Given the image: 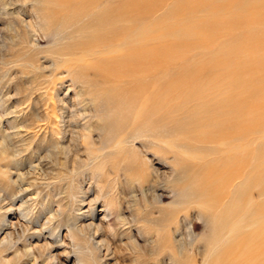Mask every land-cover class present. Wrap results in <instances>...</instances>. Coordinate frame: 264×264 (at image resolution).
Masks as SVG:
<instances>
[{
	"label": "rangeland",
	"instance_id": "374dc122",
	"mask_svg": "<svg viewBox=\"0 0 264 264\" xmlns=\"http://www.w3.org/2000/svg\"><path fill=\"white\" fill-rule=\"evenodd\" d=\"M0 1L4 6L0 5V14L4 13L0 18L7 14L9 19L0 20V45H3L0 46V100H5L0 103V107L3 106L0 108V129L2 133L13 132L11 116H17L25 124L32 121L31 133H27L29 139L32 136L30 145L27 144L25 151L18 156L22 164L20 173L25 174L20 189L11 183L12 179L15 180V171L8 172L4 167L11 150L7 151L6 157L0 156V177L3 176L6 180L5 182L2 177L0 179L4 182L0 183V188L4 186L0 189L4 190L3 194L0 191V217L4 220L3 223L0 222V240L10 232L19 236H16L13 245L5 251L4 248L0 249V258L5 260L0 259V264H8L9 259L13 260L15 249L20 247L18 250L23 251L29 246L32 249L44 241L52 245L50 257L57 264H264V99L259 98H264V0H163V4L162 0H81V3L80 0ZM43 1L45 4H42ZM178 8L179 10H175ZM169 10L172 12L169 13ZM203 13L206 15L203 16ZM20 17L27 20L26 23L40 21L42 28H35L37 34L28 33L26 26H22L18 19ZM167 18H170L174 26ZM164 42L167 44L165 47L162 46ZM49 58L53 60L51 65ZM180 66L184 67L179 68ZM202 68L204 70L201 71ZM184 70L189 71L185 74ZM195 75V79L188 77ZM199 79L201 80L198 81ZM29 85L33 87L29 88ZM172 87L176 89L173 90ZM19 88H22V94L18 92ZM93 90L95 93H92ZM160 95L168 97L163 98ZM240 97L241 99H237ZM86 104L88 106L82 108ZM63 105L69 114L61 113ZM220 110L223 112L220 113ZM73 113L76 114L74 115L78 124L82 126L74 128L73 132L76 130L80 136L88 135L86 143L79 140L74 144V140L70 138L72 133L64 132L63 121H68ZM37 115L40 116L36 118ZM50 119L49 126L45 128L46 121ZM37 124H40V128ZM144 127L148 131L132 140L135 137L133 135L140 133ZM43 133L45 136H42ZM56 144L59 147L70 145V148L76 149L77 157L81 159L75 158L76 154L67 156L57 150ZM30 165H38L41 169L38 167L34 173L29 170ZM97 168L103 169L97 171ZM155 168L160 172L156 169L158 179L153 173ZM6 183L9 187H6ZM25 201L32 210L28 216L20 209ZM89 204L94 212L91 218L85 214L89 210ZM51 212H57L58 215L48 226L47 218ZM69 216L76 218L77 226L92 222L94 226L102 227L98 231L95 227L92 230L96 243L102 241L109 246V252L102 248L99 262L95 261L96 258L88 249L89 244L84 237L69 232L64 225ZM35 218L40 219L37 221ZM57 223L58 227L54 232ZM23 229L27 230L25 239L21 238ZM178 239L184 243L181 253L177 250ZM21 260L25 264L33 262L32 257L24 256ZM21 260H17L16 264ZM45 261L44 257H39L36 263L44 264Z\"/></svg>",
	"mask_w": 264,
	"mask_h": 264
},
{
	"label": "bare ground",
	"instance_id": "6f19581e",
	"mask_svg": "<svg viewBox=\"0 0 264 264\" xmlns=\"http://www.w3.org/2000/svg\"><path fill=\"white\" fill-rule=\"evenodd\" d=\"M25 1V0H24ZM41 1V0H40ZM50 1V0H49ZM53 1V0H52ZM56 1V0H55ZM58 1V0H57ZM78 1V0H77ZM97 1V0H96ZM95 1V3H97ZM140 1H142V0H140ZM158 1V0H157ZM163 1V0H162ZM165 2L167 1V0H164ZM164 1L163 2H161L162 4L164 3ZM178 1V0H177ZM180 1V0H179ZM188 1H190V0H188ZM225 1V0H224ZM28 2V1H27ZM30 2V1H29ZM28 2V3H29ZM63 2H65V1H63ZM93 2V1H92ZM159 2V1H158ZM192 2V1H191ZM219 2V1H218ZM44 3V1L42 2V4ZM51 3V2H50ZM79 3H81V0H80V2ZM149 3V2H148ZM161 3H156V4H160L161 5ZM176 3V2H175ZM185 3V2H184ZM188 3V2H187ZM222 3V2H221ZM260 3H261V1H260ZM2 3H1V1H0V5H1ZM30 4V3H29ZM38 4V3H37ZM45 4V3H44ZM88 4V3H87ZM150 4H151V2H150ZM154 4V3H153ZM174 4V3H173ZM263 4V3H262ZM14 5V4H13ZM25 5V4H24ZM28 5V4H27ZM54 5V4H53ZM90 5V4H89ZM94 5V4H93ZM1 6H3V5H1ZM30 6V5H29ZM34 6V5H33ZM33 6H31L32 7V11L33 12H35L34 11V8H33ZM92 6V5H91ZM90 6V7H91ZM144 6V5H143ZM156 6V5H155ZM158 6V5H157ZM156 6V7H157ZM4 7V6H3ZM21 7H23V6H21ZM25 7V6H24ZM151 7V6H150ZM154 7V6H153ZM171 7L173 8V6H172V3H171ZM197 7H199V5L197 6ZM204 7V6H203ZM262 7V6H261ZM260 7V8H261ZM12 8V7H11ZM158 8V7H157ZM160 9H161V7H159ZM164 8H165V6H164ZM180 8V7H179ZM179 8L178 9H175V10H179ZM206 8V7H205ZM255 8H257L256 6H255ZM259 8V7H258ZM1 9V8H0ZM4 9V8H3ZM21 9V8H20ZM148 9H150L149 7H148ZM168 9H171V8H168ZM167 9V10H168ZM197 9V8H196ZM202 9H204V8H202ZM6 10V9H5ZM4 10V11H5ZM23 10L24 11H26L25 10V8H23ZM36 10V9H35ZM44 10V9H43ZM117 10V9H116ZM116 10H115V12H116ZM152 10H153V8H152ZM162 10V9H161ZM166 10V9H165ZM211 10V9H210ZM212 10H215V9H212ZM219 10V9H218ZM263 10V9H262ZM11 11V10H10ZM37 11H40V10H37ZM147 12H148V10H146ZM154 11L156 12V10L154 9ZM158 11V10H157ZM170 11L171 10H169L168 12L170 13ZM201 11V10H200ZM199 11V12H200ZM92 12V11H91ZM103 13V11H99V13ZM167 12V11H166ZM172 12V11H171ZM193 12V11H192ZM243 12V11H242ZM6 13V12H5ZM8 13H11V12H8ZM77 13V12H76ZM154 13V12H153ZM153 13H152V15H153ZM194 13H195V11H194ZM207 13V12H206ZM206 13H203V16H204V14L206 15ZM218 13V12H217ZM220 13V12H219ZM225 13V12H224ZM235 13V12H234ZM4 13L2 12V15H3ZM12 14H14V13H12ZM18 14V13H17ZM37 14H39V13H37ZM75 14V13H74ZM179 14V13H178ZM188 14H190L189 12H188ZM193 14V13H192ZM197 15H198V13H196ZM195 14V15H196ZM248 14V13H247ZM247 14H245L244 13V15H247ZM1 15V14H0ZM1 15V16H2ZM29 15V14H28ZM40 15V14H39ZM144 15H145V13H144ZM146 15H148V14H146ZM164 15H166V14H164ZM172 15H173V13H172ZM185 15V14H184ZM184 15H183V17H184ZM200 15H202V14H200ZM214 15H215V13H214ZM228 15V14H227ZM231 15V14H230ZM238 15V14H237ZM0 16V17H1ZM6 17H4V18H6V19H8L7 18V14L5 15ZM13 16V15H12ZM24 16V15H23ZM77 16H78V14H77ZM151 15H149V17H150ZM233 16V15H232ZM17 17H19L18 15H17ZM17 17H16V19H17ZM41 17V16H40ZM100 17V16H99ZM135 17H136V13H135ZM138 17V16H137ZM146 17V16H145ZM148 17V18H149ZM167 17V16H166ZM182 17V16H181ZM196 17V16H195ZM215 17V16H214ZM4 18H0V20H3ZM23 18V17H22ZM22 18L20 17V18H18V19H20V21H21V23H22V26L23 25H25L26 26V30H27V32L28 33H34V32H36L37 30L35 29V28H40L41 27V25L39 24V23H41L40 21L38 22H35V23H26V21L27 20H22ZM72 18V17H71ZM74 18V17H73ZM72 18V19H73ZM134 18V17H133ZM157 18V17H156ZM155 18V19H156ZM173 18V17H172ZM186 18H188V17H186ZM203 18V17H202ZM211 18H213V17H211ZM236 18V17H235ZM238 18H240V17H238ZM260 18H261V15H260ZM6 19H4V20H6ZM15 19V20H16ZM37 19H39V18H37ZM36 19V20H37ZM105 19V18H104ZM103 19V20H104ZM112 19V18H111ZM136 19H138V18H136ZM135 19V20H136ZM140 19V18H139ZM159 19V18H158ZM168 19V18H167ZM170 19V18H169ZM168 19V21L169 22H171V20H169ZM191 19V18H190ZM193 19H195V18H193ZM205 19H207V18H205ZM3 20V21H4ZM9 20V19H8ZM14 20V21H15ZM112 20H115V19H112ZM117 20V19H116ZM131 20V19H130ZM146 20H147V18H146ZM162 20H165V19H162ZM174 20H176V21H179V19L177 20V19H174ZM181 20V19H180ZM183 20V19H182ZM192 20V19H191ZM24 21H25V24H24ZM30 21V20H29ZM132 21V20H131ZM149 21V20H148ZM154 21V20H153ZM152 21V22H153ZM156 21V20H155ZM165 21H167V20H165ZM175 21V22H176ZM184 21H185V19H184ZM197 21H198V19H197ZM204 21V20H203ZM2 22V21H1ZM119 22H123V21H119ZM174 22V23H175ZM182 21H180V23H181ZM200 22V21H199ZM198 22V23H199ZM205 22V21H204ZM207 22V21H206ZM205 22V23H206ZM11 23V22H10ZM20 23V24H21ZM96 23V22H95ZM111 23V22H110ZM156 23V22H155ZM164 23V22H163ZM187 23H191V22H187ZM201 23H202V20H201ZM7 24H9V23H7ZM42 24V23H41ZM81 24V23H80ZM83 24H84V22H83ZM82 24V25H83ZM94 24V23H93ZM128 24V23H127ZM135 24V23H134ZM140 24H141V22H140ZM160 24H161V22H160ZM171 24H172V22H171ZM179 24V23H178ZM6 25V24H5ZM15 25V24H14ZM78 25H79V23H78ZM81 25V26H82ZM162 25V24H161ZM173 25V24H172ZM186 25V24H185ZM192 25V24H191ZM18 26V25H17ZM96 26V25H95ZM99 26H101V25H98V27ZM129 26V25H128ZM163 26V25H162ZM174 26V25H173ZM176 26V25H175ZM180 25H178V27H179ZM205 26V25H204ZM134 27V26H133ZM154 27H155V25H154ZM153 27V28H154ZM160 26H158V28H159ZM167 27H169V26H167ZM178 27H177V29H178ZM182 27V26H181ZM4 28H5V26H4ZM22 28V27H21ZM42 28V27H41ZM85 28V27H84ZM145 28V27H144ZM157 28V27H156ZM157 28V29H158ZM171 28V27H170ZM189 28V27H188ZM203 28V27H202ZM119 29V28H118ZM129 29V28H128ZM152 29V28H151ZM157 29H155L156 31H157ZM164 29V28H163ZM172 29H174V28H172ZM200 29V28H199ZM204 29V28H203ZM75 30H77V29H75ZM81 30V29H80ZM160 30V29H159ZM169 30H171V29H169ZM174 30H176V29H174ZM184 30H185V28H184ZM191 30H193V29H191ZM190 30V31H191ZM259 30V29H258ZM260 30H262V29H260ZM259 30V31H260ZM5 31H6V28H5ZM41 31L43 32V29H41ZM40 31V32H41ZM84 31H86V30H84ZM89 31V30H88ZM125 31H127V30H125ZM166 31V30H165ZM167 31H168V29H167ZM166 31V32H167ZM172 31V30H171ZM189 31V30H188ZM187 31V32H188ZM195 31H198V30H195ZM130 32V31H129ZM263 32V31H262ZM92 33H95L94 31L92 32ZM124 33V32H123ZM122 33V34H123ZM163 33V32H162ZM161 33V34H162ZM193 33H194V31H193ZM196 33V32H195ZM5 35H6V33H4ZM36 34H37V32H36ZM72 34V33H71ZM107 34V33H106ZM152 34V33H151ZM153 34H154V32H153ZM167 34H168V32H167ZM186 34V33H185ZM188 34H189V32H188ZM202 34V33H201ZM76 35V34H75ZM126 35V34H125ZM165 35V34H164ZM190 35V34H189ZM2 36V35H1ZM22 36H24V34L22 35ZM29 36H33V35H30L29 34ZM153 36V35H152ZM163 36V35H162ZM188 36V35H187ZM262 36V35H261ZM5 37V36H4ZM151 37V36H150ZM210 37V36H209ZM21 38V37H20ZM102 38V37H101ZM165 38V37H164ZM167 38V37H166ZM189 38V37H188ZM5 39V38H4ZM76 39V38H75ZM74 39V40H75ZM83 39V38H82ZM250 39V38H249ZM29 40H30V37H29ZM108 40V39H107ZM114 40V39H113ZM122 40V39H121ZM169 40H171V39H168V41ZM178 40V39H177ZM186 40H187V37H186ZM220 40V39H219ZM120 41V40H119ZM0 42H2L1 40H0ZM4 42H5V40H4ZM25 42V41H24ZM23 42V43H24ZM31 42V41H30ZM34 42V41H33ZM32 42V43H33ZM31 43V44H32ZM149 43V42H148ZM150 43H152V42H150ZM190 43V42H189ZM4 44V43H3ZM30 44V45H31ZM143 44H145V43H143ZM143 44H140V45H143ZM166 43L164 42V44L162 45L163 47H165L164 45H165ZM213 44V43H212ZM211 44V45H212ZM224 44V43H223ZM23 45V44H22ZM21 45V46H22ZM26 45V43L24 44V46ZM34 45H35V43H34ZM37 45V44H36ZM139 45V46H140ZM153 45V44H152ZM167 45V44H166ZM210 45V46H211ZM1 46V45H0ZM3 46V45H2ZM1 46V47H2ZM135 46V45H134ZM161 46V47H162ZM224 46H226V45H224ZM161 47H160V49H161ZM182 47V46H181ZM120 48V47H119ZM129 48V47H128ZM139 48V47H138ZM198 48V47H197ZM210 48V47H209ZM227 48V47H226ZM225 48V49H226ZM247 48V47H246ZM35 49V48H34ZM125 49V48H124ZM123 49V50H124ZM136 49V48H135ZM139 49H141V48H139ZM143 49V48H142ZM145 49V48H144ZM158 49V48H157ZM212 49H213V47H212ZM131 50H133V49H131ZM215 50V49H214ZM1 51V50H0ZM21 51H24V49L23 50H21ZM137 51V50H136ZM136 51H134L135 53H136ZM147 50H145V52H146ZM189 51H191V50H189ZM199 51V50H198ZM34 52V51H33ZM32 52V53H33ZM133 52V51H132ZM140 52V51H139ZM148 52V51H147ZM154 52V51H153ZM187 52V51H186ZM32 53L31 54H29V55H32ZM130 53V52H129ZM193 53V52H192ZM54 54V53H53ZM91 54V53H90ZM125 54H127V53H125ZM133 54V53H132ZM137 54V53H136ZM143 54H144V52H143ZM198 54V53H197ZM28 55V56H29ZM117 55V54H116ZM119 55H120V53H119ZM127 55H129V54H127ZM145 55V54H144ZM177 55V54H176ZM189 55V54H188ZM199 55V54H198ZM34 56V55H33ZM57 56V55H56ZM110 56V55H109ZM108 56V57H109ZM134 56V55H133ZM141 56V55H140ZM148 56V55H147ZM153 56V55H152ZM156 56V55H155ZM193 56H195V55H193ZM74 58H76V56H73ZM72 57V58H73ZM78 57V56H77ZM98 57V56H97ZM102 57V56H101ZM106 57V56H105ZM128 57V56H127ZM131 57V56H130ZM158 57V56H157ZM46 58V57H45ZM116 58V57H115ZM148 58V57H147ZM183 58H186V57H183ZM26 59H28V58H26ZM26 59L24 60V61H26ZM32 59V58H31ZM79 59V58H78ZM86 59V58H85ZM122 59V58H121ZM130 59V58H129ZM141 59H142V57H141ZM253 59V58H252ZM45 60V59H44ZM46 60H48V59H46ZM188 60V59H187ZM257 60V59H256ZM255 60V61H256ZM259 60V59H258ZM257 60V61H258ZM262 60V59H261ZM264 60V59H263ZM23 61V62H24ZM30 61V60H29ZM49 61H51L50 60V58H49ZM48 61V62H49ZM53 61V60H52ZM52 61H51V63H49L50 65L52 64ZM78 61V60H77ZM116 61H117V59H116ZM119 61H122V60H119ZM124 61V60H123ZM143 61V60H142ZM179 61V60H178ZM189 61V60H188ZM194 61H195V59H194ZM125 62V61H124ZM128 62V61H127ZM146 62V61H145ZM192 62V61H191ZM190 62V63H191ZM197 62V61H196ZM116 63V62H115ZM135 63V62H134ZM133 63V64H134ZM138 63V62H137ZM136 63V64H137ZM178 63V62H177ZM182 63V62H181ZM207 63H210V62H207ZM213 63V62H212ZM22 64V63H21ZM42 64H44V63H42ZM55 64V63H54ZM53 64V65H54ZM118 64H119V62H118ZM123 64H125V63H123ZM122 64V65H123ZM189 64V63H188ZM193 64V63H192ZM202 64V63H201ZM201 64H199V66L201 65ZM204 64V63H203ZM45 65V64H44ZM116 65H117V63H116ZM120 65H121V62H120ZM165 65V64H164ZM184 65H186V64H184ZM191 65V64H190ZM212 65V64H211ZM47 66V65H46ZM98 66V65H97ZM119 66V65H118ZM187 66H189V65H187ZM186 66V67H187ZM197 66H198V64H197ZM196 66V67H197ZM43 67V66H42ZM42 67H40V68H42ZM56 67V66H55ZM122 67V66H121ZM182 67H184V66H182ZM181 66L179 67V68H182ZM191 67V66H190ZM36 68V67H35ZM50 68V67H49ZM66 68V67H65ZM112 68V67H111ZM116 68H118V67H116ZM164 68V67H163ZM200 68V67H199ZM212 68V66L210 67V69ZM12 69V68H11ZM186 69V68H185ZM197 69V68H196ZM48 70V69H47ZM55 70V69H54ZM100 70V69H99ZM114 70V69H113ZM116 70V69H115ZM120 70V69H119ZM160 70V69H159ZM176 70V69H175ZM174 70V71H175ZM198 70V69H197ZM202 70H204L203 68L201 69V71ZM242 70V69H241ZM244 70V69H243ZM256 70V69H255ZM30 71V70H29ZM32 71V70H31ZM81 71H83V70H81ZM95 71H96V69H95ZM101 71V70H100ZM99 71V72H100ZM112 71V70H111ZM171 71H173V70H171ZM185 71V70H184ZM189 71V70H188ZM188 71H185L184 73L186 74V72H188ZM200 71V70H199ZM262 71H264V70H262ZM44 72V71H43ZM118 72V71H117ZM204 72V71H203ZM36 73H38V70H37V72ZM36 73H33L34 75H38V74H36ZM120 73V72H119ZM126 73V72H125ZM124 73V74H125ZM167 73V72H166ZM174 73V72H173ZM9 74V73H8ZM28 74H29V72H28ZM31 74V73H30ZM50 74H52V73H50ZM102 75H103V73H101ZM100 74V75H101ZM106 74V73H105ZM118 74V73H117ZM172 74V73H171ZM255 74V73H254ZM257 74V73H256ZM7 75V74H6ZM27 75V74H26ZM33 75V76H34ZM167 75H168V73H167ZM193 75V74H192ZM198 75V74H197ZM197 75H195L194 77H191L190 78V76H188L189 77V79H195V77L197 76ZM199 75H200V73H199ZM198 75V76H199ZM202 75V74H201ZM85 76H86V74H85ZM89 76V75H88ZM98 76V75H97ZM108 76V75H107ZM120 76V75H119ZM176 76H178V77H180L179 76V74H177ZM185 76V75H184ZM225 76V75H224ZM9 77V76H8ZM48 77V76H47ZM50 77V76H49ZM87 77V76H86ZM103 77V76H102ZM188 77H184V78H188ZM226 77V76H225ZM248 77V76H247ZM246 77V78H247ZM6 78V77H5ZM37 78V77H36ZM39 78H41V77H39ZM45 78V77H44ZM51 78V77H50ZM88 78V77H87ZM96 78V77H95ZM98 78V77H97ZM96 78V79H97ZM124 78V77H123ZM122 78V79H123ZM167 78H168V76H167ZM167 78H164V79H167ZM170 78V77H169ZM173 78V77H172ZM184 78L182 79V81L184 80ZM224 78V77H223ZM245 78V79H246ZM10 79V78H9ZM47 79V78H46ZM49 79V78H48ZM85 79V78H84ZM102 79V78H101ZM104 79V78H103ZM111 79V78H110ZM176 78H174V80H175ZM180 78H178V80H179ZM213 79V78H212ZM3 80H5V79H3ZM31 80V79H30ZM32 80H33V78H32ZM85 80H88V79H85ZM93 80H95V79H93ZM97 80H99V79H97ZM159 80H161V79H159ZM171 80V79H170ZM173 80V79H172ZM172 80H171V82H172ZM174 80H173V82H174ZM201 79H199L198 81H200ZM211 80V79H210ZM218 80V79H217ZM229 80V79H228ZM35 81V80H34ZM80 81V80H79ZM82 81H84V80H82ZM92 81V80H91ZM117 81V80H116ZM158 81V80H157ZM175 81H177V80H175ZM101 82V81H100ZM102 82H103V80H102ZM107 82V81H106ZM120 82V81H119ZM164 82V81H163ZM163 82H161V83H163ZM171 82H170V85H171ZM180 82H181V80H180ZM196 82H197V80H196ZM195 82V83H196ZM244 82H246L245 80H244ZM41 83V82H40ZM52 83V82H51ZM73 83V82H72ZM71 83V84H72ZM80 83V82H79ZM83 83V82H82ZM88 83V82H87ZM92 83V82H91ZM98 84H100L99 82H97ZM97 83H95V85L97 84ZM105 83V82H104ZM110 83V82H109ZM156 83H158V82H156ZM155 83V84H156ZM210 83V82H209ZM220 83V82H219ZM224 83V82H223ZM254 83V82H253ZM256 83H258V82H256ZM31 84H33V83H31ZM36 84V83H35ZM76 84V83H75ZM106 84V83H105ZM178 84V83H177ZM176 84V85H177ZM182 84H183V82H182ZM181 84V85H182ZM211 84V83H210ZM227 84V83H226ZM241 84V83H240ZM248 84H249V82H248ZM259 84V83H258ZM85 85V84H84ZM87 85H89V84H87ZM92 85V84H91ZM91 85H90V87H91ZM101 85V84H100ZM152 85V84H151ZM216 85V84H215ZM224 85V84H223ZM231 85L233 86V84L231 83ZM244 85H245V83H244ZM247 85V84H246ZM36 86H37V84H36ZM155 86V85H154ZM154 86H153V88H154ZM167 86H168V84H167ZM166 86V87H167ZM179 86V85H178ZM189 86V85H188ZM194 86V85H193ZM219 86V85H218ZM230 86V85H229ZM236 86V85H235ZM6 87V86H5ZM29 88L30 87H33L32 85L30 86H28ZM79 87H82L81 85L79 86ZM89 87V88H90ZM97 87V86H96ZM102 87V86H101ZM150 87H152V86H150ZM161 87H162V85H161ZM173 87H176V86H173ZM172 87V88H173ZM182 87V86H181ZM186 87V86H185ZM213 87V86H212ZM212 87H210V88H212ZM221 87V86H220ZM17 88V87H16ZM25 88H27V87H25ZM77 88V87H76ZM84 88V87H83ZM87 88V87H86ZM93 88H94V86H93ZM92 88V89H93ZM160 88V87H159ZM203 88V87H202ZM202 88H200V89H202ZM226 88H228V87H226ZM239 88V87H238ZM5 89V88H4ZM3 89V90H4ZM9 89V88H8ZM7 89V90H8ZM22 89V88H21ZM20 88H19V90H18V92H20V90H21ZM81 89V88H80ZM95 89H97V88H95ZM169 88H167V90H168ZM174 89H176V88H173V90ZM178 89V88H177ZM190 89V88H189ZM214 89V88H213ZM240 89V88H239ZM3 90H2V92H3ZM17 90V89H16ZM28 90V89H27ZM79 89H77V91H78ZM83 90V89H82ZM81 90V91H82ZM119 90V89H118ZM151 90H153V89H151ZM160 90V89H159ZM166 90V91H167ZM180 90V89H179ZM229 90V89H228ZM242 90V89H241ZM244 90H248V89H244ZM43 91V90H42ZM81 91H79V92H81ZM90 90H88V92H89ZM163 91V90H162ZM165 91V92H166ZM170 92H172V90H169ZM186 91V90H185ZM221 91V90H220ZM220 91H217V92H220ZM224 91V90H223ZM22 92H24L23 90H22ZM75 92V91H74ZM91 92V91H90ZM120 92V91H119ZM151 92V91H150ZM164 92V93H165ZM209 92V91H208ZM237 92V91H236ZM239 92V91H238ZM244 92V91H243ZM247 92V91H246ZM41 93V92H40ZM92 93H95L94 92V90H93V92ZM100 93V92H99ZM118 93V92H117ZM120 93H122V92H120ZM119 93V94H120ZM129 93V92H128ZM146 93V92H145ZM162 93V92H161ZM163 93V94H164ZM224 93V92H223ZM241 93V92H240ZM239 93V94H240ZM245 93V92H244ZM5 94V93H4ZM20 94H22L21 92H20ZM45 94V93H44ZM80 94V93H79ZM90 94V93H89ZM98 94V93H97ZM96 94V95H97ZM102 94V93H101ZM118 94V95H119ZM156 94V93H155ZM160 94V93H159ZM173 94V93H172ZM175 94V93H174ZM209 94V93H208ZM230 95H231V93H229ZM242 94V93H241ZM240 94V95H241ZM16 95V94H15ZM19 95V94H18ZM77 95V94H76ZM129 95V94H128ZM141 95H144V93L143 94H141ZM148 95V94H147ZM147 95H145V96H147ZM216 95V94H215ZM237 95V94H236ZM21 96V95H20ZM54 96V95H53ZM82 97L84 96V95H81ZM86 96H89L90 97V95H86ZM144 96V97H145ZM160 96H163V95H160ZM173 96V95H172ZM195 96V95H194ZM217 96V95H216ZM224 96V95H223ZM222 96V97H223ZM234 96V95H233ZM246 96V95H245ZM1 97V96H0ZM10 97V96H9ZM33 97V96H32ZM37 97V96H36ZM39 97H41V96H39ZM59 97V96H58ZM119 97V96H118ZM138 97H139V95H138ZM166 98V97H168V96H163V98ZM181 97V96H180ZM190 97H192V95L190 96ZM209 97V96H208ZM230 97V96H229ZM242 97V96H241ZM241 97L240 98H237V99H241ZM258 97V96H257ZM4 98V97H3ZM13 98H14V96H13ZM18 98H20V97H18ZM94 98H96V97H94ZM227 98V97H226ZM235 98V97H234ZM259 98H261V99H264V98H262V97H259ZM258 98V99H259ZM12 99V98H11ZM80 99V98H79ZM79 99L77 100V101H79ZM83 99H85V98H83ZM168 99V98H167ZM171 99V98H170ZM200 99V98H199ZM205 99V98H204ZM203 99V100H204ZM9 100V99H8ZM82 100V99H81ZM86 100V99H85ZM89 100V99H88ZM217 100H218V98H217ZM233 100V99H232ZM235 101H236V99H234ZM20 101V100H19ZM23 101V100H22ZM38 101V100H37ZM60 101V100H59ZM62 101V100H61ZM94 101V100H93ZM96 101H97V98H96ZM117 101V100H116ZM143 101V100H142ZM142 101H141V103H142ZM197 102H198V100H196ZM216 101V100H215ZM228 101V100H227ZM238 101V100H237ZM260 101V100H259ZM261 101H263V100H261ZM260 101V102H261ZM5 102V100H3V99H1L0 100V103H4ZM14 102H16V101H14ZM56 102V101H55ZM81 103H83L82 101H80ZM87 102V101H86ZM85 102V103H86ZM119 102V101H118ZM162 102V101H161ZM195 102V101H194ZM234 102V101H233ZM232 102V103H233ZM23 103V102H22ZM35 103V102H34ZM53 103V102H52ZM62 103H63V101H62ZM79 103V102H78ZM77 103V104H78ZM90 103V102H89ZM93 103V102H92ZM141 103H139V106H141L140 104ZM167 103H171V102H167ZM191 103V102H190ZM210 103V102H209ZM218 103V102H217ZM221 103V102H220ZM224 103V102H223ZM16 104V103H15ZM17 104H19V103H17ZM26 104V103H25ZM24 104V105H25ZM119 104V103H118ZM189 104V103H188ZM206 104H208V103H206ZM206 104H201V105H203V106H206ZM215 104H216V102H215ZM229 104H231V101H230V103ZM240 104V103H239ZM258 104V103H257ZM2 105V104H1ZM5 105V104H4ZM21 105V104H20ZM23 105V106H24ZM36 105V104H35ZM79 105V104H78ZM125 105V104H124ZM168 105V104H167ZM219 105V104H218ZM259 105V104H258ZM36 106H38V105H36ZM35 106V107H36ZM85 106H88L87 104L86 105H84V107H82V108H85ZM92 106V105H91ZM90 106V107H91ZM138 106V107H139ZM185 106V105H184ZM197 106V105H196ZM221 106V105H220ZM226 106H227V104H226ZM233 106H235V105H233ZM3 107V106H2ZM2 107H0V108H2ZM50 107V106H49ZM77 107V106H76ZM109 107V106H108ZM169 107V106H168ZM225 107V106H224ZM246 107V106H245ZM8 109H9V107H7ZM13 108V107H12ZM68 108V107H67ZM142 108V107H141ZM140 108V109H141ZM166 108V107H165ZM200 108V107H199ZM19 109V108H18ZM60 109V108H59ZM86 109H87V107H86ZM116 109H117V107H116ZM138 109V108H137ZM136 109V110H137ZM139 109V110H140ZM171 109V108H170ZM169 109V110H170ZM217 109V108H216ZM215 109V110H216ZM228 109H230V108H228ZM23 110H25V109H23ZM54 110H55V108H54ZM53 110V111H54ZM61 110H62V112L61 113H70L68 110H66V108L64 107V105L62 106V108H61ZM77 110V109H76ZM88 110V109H87ZM138 110V112H140ZM144 110H145V108H144ZM209 110V109H208ZM225 110V109H224ZM233 110V109H232ZM28 111V110H27ZM86 111V110H85ZM89 111V110H88ZM117 111V110H116ZM221 111L222 110H220V113H221ZM241 111V110H240ZM10 112V111H9ZM16 112V111H15ZM14 112V113H15ZM47 112V111H46ZM55 112V111H54ZM137 112V113H138ZM147 112V111H146ZM156 112H158V111H156ZM189 112V111H188ZM199 112V111H198ZM211 112V111H210ZM223 112V111H222ZM242 112V111H241ZM1 113V112H0ZM23 113L25 114V111H23ZM40 113V112H39ZM77 113H79V112H77ZM116 113V112H115ZM150 113V112H149ZM21 114V113H20ZM35 114H36V111H35ZM43 114V113H42ZM51 114V113H50ZM72 114V113H71ZM75 113H73V115H70L69 117V120L68 121H66L65 123H64V121H63V125H64V132H66V131H70L71 133H72V137H70V138H72V140H74V144L76 143V142H78L79 140H81L82 142L84 141L85 143L87 142V139H88V135H84V136H80L79 134H77L75 131L76 130H74V132H73V129L74 128H77V127H82L80 124H78V121L76 120V117H75V115H74ZM81 114V113H80ZM80 114H79V116H80ZM93 114V113H92ZM151 114V113H150ZM216 114H218V113H216ZM7 115V114H6ZM11 115H12V113H11ZM33 115V114H32ZM110 115V114H109ZM138 115V114H137ZM171 115V114H170ZM228 115V114H227ZM234 115V114H233ZM240 115V114H239ZM20 116V115H19ZM35 116V115H34ZM40 116V115H39ZM38 115L36 116V118L37 117H39ZM42 116V115H41ZM51 116H53V113H52V115ZM57 116V115H56ZM60 116V115H59ZM59 116H57V117H59ZM230 116V115H229ZM232 116V115H231ZM238 116V115H237ZM17 116H15V117H12L11 116V120H12V123H11V129H13L12 131L13 132H11V131H9V132H11V133H6V132H3L2 133V131H1V129H0V156H3V157H6L7 156V151L9 152V150H11L10 151V156L8 157V160H6V166H4L6 169H7V171L8 172H11L12 170H14L15 172V180L14 179H12V184H14V185H17V187H18V189H20L21 188V185H20V183H22L24 180H25V174H23V173H20V168H22L21 167V165L22 164H20V162H19V159H18V156L21 154V152H23V151H25V146L27 145V144H29L30 145V142H29V140L30 139H32V136H31V138L29 139V137L30 136H28L27 135V133L29 134V133H31V131H30V129H32V127H31V125H32V123L30 124V122H32V121H29V124H25L24 122H23V120H21L20 118H19V120H18V118H16ZM33 117V116H32ZM44 117V116H43ZM43 117H41V118H43ZM77 117H78V115H77ZM116 117V116H115ZM134 117V116H133ZM132 117V118H133ZM137 117V116H136ZM135 117V118H136ZM193 117V116H192ZM248 117V116H247ZM10 118V117H9ZM47 118H49V117H47ZM47 118H45V119H47ZM91 118H92V116H91ZM172 118V117H171ZM177 118H179V117H177ZM31 119H34V118H31ZM40 119V118H39ZM39 119H37V120H39ZM55 119V118H54ZM67 119V118H66ZM130 119V118H129ZM26 120V119H25ZM42 120V119H41ZM43 120H44V118H43ZM62 120V119H61ZM82 120H84V118L82 119ZM89 120V119H88ZM94 120V119H93ZM92 120V121H93ZM148 120V119H147ZM202 120H203V118H202ZM8 121V120H7ZM46 121V120H45ZM50 121H51V119L50 120H48V121H46V126H44L45 128H47L48 126H49V124H50ZM167 121V120H166ZM1 122H2V117H1V114H0V125H1ZM38 122V121H37ZM58 122V121H57ZM85 122V121H84ZM95 122V121H94ZM134 122V121H133ZM244 122V121H243ZM246 122V121H245ZM8 123V122H7ZM27 123V122H26ZM86 123V122H85ZM106 123V122H105ZM109 123V122H108ZM108 123H107V125H108ZM132 123V122H131ZM163 123H164V121H163ZM222 123V122H221ZM43 124V123H42ZM86 124H88V123H86ZM86 124H84V125H86ZM111 124V123H110ZM133 124V123H132ZM158 124V123H157ZM189 124V123H188ZM250 124V123H249ZM254 124H256V123H254ZM38 125V124H37ZM40 125V124H39ZM39 125H38V127H39ZM53 125V124H52ZM97 125V124H96ZM95 125V126H96ZM106 125V124H105ZM8 126V125H7ZM90 126V125H89ZM117 126H118V124H117ZM116 126V127H117ZM159 126V125H158ZM256 125H254V127H255ZM263 126V125H262ZM109 127V126H108ZM115 127V128H116ZM128 127H129V125H128ZM252 127H253V125H252ZM256 127H258V126H256ZM5 128V127H4ZM40 128V127H39ZM85 127L83 126V129H84ZM89 128H91V127H89ZM94 128V127H93ZM111 128V127H110ZM120 128H123V127H120ZM154 128V127H153ZM168 128H170V127H168ZM221 128V127H220ZM42 129V128H41ZM40 129V130H41ZM81 129V128H80ZM88 129V128H87ZM87 129H86V131H87ZM92 129V128H91ZM103 129V128H102ZM176 129V128H175ZM218 129V128H217ZM263 129V128H262ZM39 130V129H38ZM37 130V131H38ZM44 130V129H43ZM47 130V129H46ZM51 130H52V128H51ZM82 130V129H81ZM94 130V129H93ZM36 131V130H35ZM79 131V130H78ZM83 131V130H82ZM146 131H148V129H147V127H144L143 129H141L140 130V133L139 132H137V133H135L133 136H135V137H133V139L132 140H134V138H139L140 136H142V134L141 133H143V132H146ZM159 131H161L160 129H159ZM251 131H252V129H251ZM50 132H52V131H50ZM84 132V131H83ZM89 132H92L91 130L89 131ZM105 132V131H104ZM127 132H129V130L127 131ZM169 132V131H168ZM213 132V131H212ZM24 133V134H23ZM44 133H46V132H44ZM44 133H43V135L42 136H45L44 135ZM55 133V132H54ZM57 133V132H56ZM59 133H61V131L59 132ZM59 133H57V135L59 134ZM107 133V132H106ZM116 133V132H115ZM126 132H124V134H125ZM34 134V133H33ZM52 134V133H51ZM68 134V133H67ZM82 135H83V133H81ZM109 134H110V132H109ZM123 134V135H124ZM169 134V133H168ZM214 134V133H213ZM212 134V135H213ZM242 134V133H241ZM31 135V134H30ZM55 135V134H54ZM54 135H52V136H54ZM70 135V134H69ZM28 136V137H27ZM60 136V135H59ZM63 136V135H62ZM112 136V135H111ZM201 136V135H200ZM221 136H223V135H221ZM263 136V135H262ZM51 137V136H50ZM114 137V136H113ZM112 137V138H113ZM117 137H118V135H117ZM123 137V136H122ZM236 137V136H235ZM43 138V141H44V137H42ZM41 138V139H42ZM52 138H54V137H52ZM93 138V137H92ZM98 138V137H97ZM120 139H121V137H119ZM170 138V137H169ZM219 138H221L220 136H219ZM227 138V137H226ZM36 139V138H35ZM49 139V138H48ZM55 139V138H54ZM57 139H58V136H57ZM118 139V138H117ZM222 139V138H221ZM62 140V139H61ZM61 140H58V141H61ZM64 140V139H63ZM62 140V141H63ZM70 140V139H69ZM90 141H92V139H89ZM141 140H142V138H141ZM148 140H151V139H148ZM156 140V139H155ZM164 140V139H163ZM168 140V139H167ZM174 140V139H173ZM261 140V139H260ZM48 141V140H47ZM50 141V140H49ZM65 141V140H64ZM114 141V140H113ZM151 141H153V140H151ZM180 141V140H179ZM29 142V143H28ZM34 142V141H33ZM45 142V141H44ZM56 142V141H55ZM54 142V143H55ZM70 142V141H69ZM93 143H94V141H92ZM109 142V141H108ZM116 142V141H115ZM120 142V141H119ZM158 142H160V141H158ZM181 142V141H180ZM114 143V142H113ZM58 144V143H57ZM56 144V145H57ZM83 144V143H82ZM108 144V143H107ZM110 144V143H109ZM112 144V143H111ZM28 145V146H29ZM42 145V144H41ZM127 145V144H126ZM125 145V146H126ZM129 145V144H128ZM104 146V145H103ZM113 146V145H112ZM112 146H111V149H113L112 148ZM121 146V145H120ZM124 146V147H125ZM141 146V145H140ZM174 146H176V145H174ZM208 146V145H207ZM50 147V146H49ZM105 147H106V144H105ZM132 147H134V145L132 146ZM170 147V146H169ZM262 147V146H261ZM57 150H60V151H62V152H64L67 156L68 155H70V154H76L75 156V158H78L77 157V151H76V149H74V148H70V145H67V146H60L59 147V145H57L56 147H55ZM131 148V147H130ZM173 148V147H172ZM229 148V147H228ZM227 148V149H228ZM118 149V148H117ZM31 150V149H30ZM107 150V149H106ZM122 150V149H121ZM150 150V149H149ZM148 150V151H149ZM236 150V149H235ZM33 151V150H32ZM31 151V152H32ZM110 151V150H109ZM113 151V150H112ZM168 151V150H167ZM29 152V151H28ZM47 152V151H46ZM45 152V153H46ZM96 152V151H95ZM105 152V151H104ZM179 152V151H178ZM254 152V151H253ZM37 153V152H36ZM94 153V152H93ZM124 153V152H123ZM222 153V152H221ZM224 153V152H223ZM227 153V152H226ZM47 154V153H46ZM176 154V153H175ZM228 154V153H227ZM259 154V153H258ZM39 155V154H38ZM64 155V154H63ZM114 155H116V154H114ZM164 155V154H163ZM177 155H179V154H177ZM223 155V154H222ZM122 156V155H121ZM126 156V155H125ZM128 156V155H127ZM132 156V155H131ZM195 156V155H194ZM32 157V156H31ZM37 157V156H36ZM47 157H49V156H47ZM52 157V156H51ZM100 157H101V155H100ZM252 157V156H251ZM115 158V157H114ZM113 158V159H114ZM118 158V157H117ZM122 158V157H121ZM131 158V157H130ZM129 158V159H130ZM26 159V158H25ZM44 159V158H43ZM78 159H81V158H78ZM186 159V158H185ZM193 159V158H192ZM30 160V159H29ZM45 160V159H44ZM99 160H100V158H99ZM115 160H117V159H115ZM121 160V159H120ZM187 160V159H186ZM1 161V160H0ZM25 161V160H24ZM105 160H103V162H104ZM111 161V160H110ZM118 161V160H117ZM117 161H115V162H117ZM196 161V160H195ZM23 162V161H22ZM39 162V161H38ZM41 162V161H40ZM67 161H65V163H66ZM76 162V161H75ZM78 162V161H77ZM127 162V161H126ZM160 162H162V160L160 161ZM181 162V161H180ZM198 162V161H197ZM1 163V162H0ZM3 163V162H2ZM26 163V162H25ZM30 163V162H29ZM32 163V162H31ZM87 163V162H86ZM99 163H101V162H99ZM99 163H97V164H99ZM119 163H120V161H119ZM130 163V162H129ZM175 163V162H174ZM39 165H40V163H38ZM60 164H62V163H60ZM124 165L126 164V163H123ZM24 165V164H23ZM42 165V164H41ZM65 164H63V166H64ZM123 165V166H124ZM130 165V164H129ZM2 166V165H1ZM89 166V165H88ZM116 166V165H115ZM131 166V165H130ZM3 167V168H4ZM39 166L38 165H35L34 167H32L31 165L29 166V170H32L33 172L34 171H36V169L38 168ZM85 167V166H84ZM84 167H82V168H84ZM90 167V166H89ZM95 167V166H94ZM94 167H92V168H94ZM118 167V166H117ZM132 167V166H131ZM153 167V166H152ZM40 168V167H39ZM119 168V167H118ZM41 169V168H40ZM39 169V170H40ZM88 169V168H87ZM98 169V168H97ZM96 169V170H97ZM103 169V168H102ZM101 168L100 169H98L97 171H99V170H102ZM127 169H129L128 167H127ZM131 169V168H130ZM156 169L157 168H155V172L153 171V173H155L156 174V177H157V179H158V173H156ZM83 170V169H82ZM123 170V169H122ZM158 170V169H157ZM42 171V170H41ZM93 172H94V170H92ZM119 171V170H118ZM133 171H135L136 172V170H133ZM1 172V171H0ZM24 172V171H23ZM39 172V171H38ZM78 172V171H77ZM76 172V173H77ZM102 172V171H101ZM132 172V171H131ZM158 172H159V170H158ZM35 173V172H34ZM100 173V172H99ZM137 173V172H136ZM160 173V172H159ZM2 174V173H1ZM11 174V173H10ZM94 174V173H93ZM103 174H105V173H103ZM108 174V173H107ZM129 174H131V173H129ZM162 174V173H161ZM34 175V174H33ZM118 175V174H117ZM132 175V174H131ZM135 175H137V174H135ZM11 176V175H10ZM87 176V175H86ZM99 176H101V174L99 175ZM165 176V178H166V175H164ZM2 177V179H3V176H1ZM1 177H0V179H1ZM13 177V178H14ZM28 177V176H27ZM127 177H128V175H127ZM133 177V176H132ZM7 178V177H6ZM131 178V177H130ZM164 178V179H165ZM169 178V177H168ZM167 178V179H168ZM9 179V178H8ZM131 179H133V178H131ZM135 179H138L136 176H135ZM162 179V178H161ZM160 179V180H161ZM3 180H5V179H3ZM10 181V180H9ZM135 181V180H134ZM152 181V180H151ZM1 182H3V181H0V183ZM5 182H6V180H5ZM8 182V181H7ZM26 182V181H25ZM128 182V181H127ZM130 182V181H129ZM4 183V182H3ZM3 183H1V184H3ZM32 183H33V181H32ZM137 183V182H136ZM144 183V182H143ZM8 184H10V183H8ZM11 184V185H12ZM5 185V184H4ZM6 185H7V183H6ZM19 185V186H18ZM132 185V184H131ZM163 185V184H162ZM264 185V184H263ZM161 186V185H160ZM261 186V185H260ZM6 187H9L8 185L6 186ZM3 188H4V186H3ZM2 187L0 188V189H3ZM26 188V187H25ZM132 188V187H131ZM161 188V187H160ZM159 188V189H160ZM163 188V187H162ZM6 189V188H5ZM75 190H76V188H74ZM148 189V188H147ZM23 190V189H22ZM133 190V189H132ZM142 190V189H141ZM140 190V191H141ZM149 190V189H148ZM154 190V189H153ZM153 190H152V192H153ZM0 191H2V194H3V191L4 190H0ZM7 191V190H6ZM12 191H14V190H12ZM17 191V190H16ZM21 191V190H20ZM8 192V191H7ZM11 192V191H10ZM85 192V191H84ZM131 193H132V191H130ZM147 192V191H146ZM149 192H150V190H149ZM164 192V191H163ZM16 193V192H15ZM72 193H75V191H73ZM78 193H79V191H78ZM141 193H143V190H142V192ZM148 193V192H147ZM151 193V192H150ZM156 193V192H155ZM11 194H13V193H11ZM80 194V193H79ZM85 194V193H84ZM133 194H135V193H133ZM157 194V193H156ZM18 195V194H17ZM130 195V194H129ZM136 195V194H135ZM153 195V194H152ZM8 196H9V194H8ZM74 196H76V195H74ZM12 197H13V195H12ZM79 197H81V196H79ZM135 197V196H134ZM154 197V196H153ZM152 197V198H153ZM242 197V196H241ZM30 198V197H29ZM132 198V197H131ZM146 198V197H145ZM158 198H159V196H158ZM12 199V198H11ZM133 199V198H132ZM247 199V198H246ZM34 200V199H33ZM39 200V199H38ZM50 200V199H49ZM77 200V199H76ZM82 200H84V198H82ZM129 200V199H128ZM131 200V199H130ZM137 200V199H136ZM239 200V199H238ZM241 200V199H240ZM40 201V200H39ZM48 201V200H47ZM81 201V200H80ZM150 201V200H149ZM196 201V200H195ZM225 201V200H224ZM250 201V200H249ZM253 201V200H252ZM13 202H15V200L13 201ZM36 202H38V201H36ZM41 202H43V201H41ZM73 202V201H72ZM76 202H78V200L76 201ZM11 203V202H10ZM23 203V206H22V208H20L21 209V211H23V214L24 215H26V216H28V215H30V213H31V211L32 210H30V208H29V206H27V202L25 201V202H22ZM46 203V202H45ZM49 203H50V201H49ZM48 203V204H49ZM75 203V202H74ZM73 203V204H74ZM90 203V202H89ZM150 203V202H149ZM38 204H40V203H38ZM48 204H47V206H48ZM76 204V203H75ZM1 205V204H0ZM22 205V204H21ZM20 205V206H21ZM87 206H89L88 208H89V210L87 211V213H85L86 214V216H88L89 218H91V216H93L94 215V212H92V208H90L91 207V204H89V205H87ZM35 207V206H34ZM43 207H44V205H43ZM29 208V209H28ZM49 208V207H48ZM123 208V207H122ZM2 209V208H1ZM43 209V208H42ZM46 209V208H45ZM49 209H52V208H49ZM49 209H47L48 211H50ZM78 209V208H77ZM239 209V208H238ZM120 210V209H119ZM125 210V209H124ZM38 211V210H37ZM55 211V210H54ZM41 212V211H40ZM83 212V211H82ZM18 213V212H17ZM118 213H120V212H118ZM216 213V212H215ZM42 214V213H41ZM48 214V213H47ZM204 214V213H203ZM1 215H2V213H1ZM4 215V214H3ZM21 215V214H20ZM56 215H58L57 214V212H51V214H50V217H45V218H47V225L49 226V224L50 223H52L53 222V220H55V218H56ZM107 215V214H106ZM34 216V215H33ZM32 216V217H33ZM44 216H47V215H44ZM111 216V215H110ZM206 216V215H205ZM243 216H245V215H243ZM37 217V216H36ZM41 217V216H40ZM105 217V216H104ZM34 218V217H33ZM83 218V217H82ZM85 218V217H84ZM116 218V217H115ZM117 218H118V216H117ZM213 218V217H212ZM218 218V217H217ZM222 218H224V216L222 217ZM35 219H37V218H35ZM40 219V218H39ZM39 219H37V221L39 220ZM87 219V218H86ZM122 219H124L123 217H122ZM33 220V219H32ZM31 220V221H32ZM45 220V219H44ZM27 221H29V219L27 220ZM34 221V220H33ZM65 221V220H64ZM0 222H4V220H3V218H1L0 217ZM36 222V221H35ZM46 222V221H45ZM261 222V221H260ZM54 224V223H53ZM64 225H66L67 226V229L69 230V232H71V233H76V234H80V235H82V237H84V239H85V242H87L88 244H89V247H88V249L89 250H91L92 251V253H93V255L95 256L94 258H96L95 259V261L97 260V262H99L101 259V250H102V248H105V250H106V252H109V246L107 245H105L102 241L100 242H95V239H94V233L92 232V230H93V227H95V230H101L102 229V227L100 226V225H93V223L92 222H89V223H86V224H84V225H81V226H77V220H76V218H74V217H68L67 219H66V221H65V224ZM30 226V225H29ZM39 226V225H38ZM53 226V225H52ZM57 227H58V223L56 224V226H55V228L53 229V231L55 232L56 230H57ZM232 227V226H231ZM230 227V228H231ZM247 227V226H246ZM3 228V226L1 225V229ZM245 228V227H244ZM21 229V228H20ZM40 229V228H39ZM230 230V229H229ZM18 231H20V230H18ZM27 230H25V229H23L22 230V233H21V238H23V239H25L26 237H25V232H26ZM33 231H34V229H33ZM185 231V230H184ZM53 232V233H54ZM139 232V231H138ZM232 232V231H231ZM36 233V232H35ZM141 233V232H140ZM176 233V232H175ZM18 234H20V233H18ZM38 234V233H37ZM55 234V233H54ZM144 234V233H143ZM44 235V234H43ZM68 235H69V233H68ZM16 236H18V235H16ZM16 236H15V233H13V232H10V233H7L6 235H5V237L4 238H2L1 240H0V249H3L4 248V250L3 251H5L6 250V248H8L9 246H11V245H13V242H14V240L16 239ZM59 236V235H58ZM57 236V237H58ZM133 236V235H132ZM144 236V235H143ZM184 236V235H183ZM19 237V236H18ZM37 237H41V235H37ZM81 237V238H82ZM254 238V237H253ZM135 239V238H134ZM25 241V240H24ZM43 241H44V239H43ZM72 241V240H71ZM77 241V240H76ZM73 242V241H72ZM71 242V243H72ZM75 242V241H74ZM73 242V243H74ZM78 242H83V240H78ZM107 242V241H106ZM185 242V241H184ZM250 242V241H249ZM56 244H58V242H55ZM75 243H77V242H75ZM21 244H24V243H21ZM177 244H178V251H179V253H181V249H183V242L181 241V239H178L177 240ZM28 245V244H27ZM71 245H73V244H71ZM249 245V244H248ZM247 245V246H248ZM16 247V246H15ZM30 247V246H29ZM27 248V249H24L23 251H19L18 249L20 248H18V249H15V255H14V257H13V260L11 259V261H10V259H9V261H7L8 262V264L10 263V264H16V261L17 260H21V258L22 257H24V256H26V257H28V258H30V257H32L33 258V262L31 263V264H38V263H36V261L38 260V258L39 257H44V259L46 260L45 261V263L44 264H57V263H55V261H53V260H51V252H52V250H53V248H52V245L50 244V242H48V241H44V243H42L41 245H38V246H36V247H33L32 249L31 248ZM73 247V246H72ZM23 248H25V247H23ZM80 248V246L78 247V249ZM139 248V247H138ZM247 248V247H246ZM14 249V248H13ZM12 249V250H13ZM75 249V248H74ZM140 249V248H139ZM224 249V248H223ZM11 250V251H12ZM9 251V250H8ZM11 251H9V252H11ZM79 251V250H78ZM77 251V252H78ZM188 251V250H187ZM7 252V251H6ZM37 252V253H36ZM89 252V251H88ZM105 252V253H106ZM35 253H36V256H34L35 255ZM188 253V252H187ZM80 254V253H79ZM82 254V253H81ZM89 254H90V252H89ZM200 254V253H199ZM6 255V254H5ZM182 255V254H181ZM78 257V256H77ZM90 257V256H89ZM89 257H87V258H89ZM93 257V256H92ZM91 257V258H92ZM12 258V257H11ZM185 258V257H184ZM0 259H2V258H0ZM6 259V258H5ZM86 259V258H85ZM84 259V260H85ZM103 259V258H102ZM2 260H4V258L2 259ZM1 260V261H2ZM79 260V259H78ZM169 260V259H168ZM5 261V260H4ZM27 261V260H26ZM80 261V260H79ZM218 261V260H217ZM217 261H215V262H217ZM28 262H30L29 260H28ZM78 262V261H77ZM91 262V261H90ZM89 262V263H90ZM172 262V261H171ZM174 262V261H173ZM3 264H4V262H2ZM18 264H25V263H23L22 262V260L21 261H18L17 262ZM176 263V262H175ZM178 263V262H177ZM190 263V262H189ZM80 264V263H79Z\"/></svg>",
	"mask_w": 264,
	"mask_h": 264
}]
</instances>
